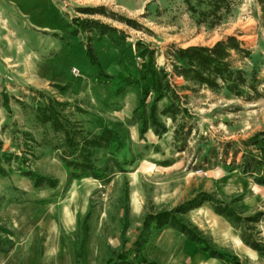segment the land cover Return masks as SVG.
Returning <instances> with one entry per match:
<instances>
[{
  "label": "rangeland",
  "instance_id": "obj_1",
  "mask_svg": "<svg viewBox=\"0 0 264 264\" xmlns=\"http://www.w3.org/2000/svg\"><path fill=\"white\" fill-rule=\"evenodd\" d=\"M66 1L58 35L0 8V264H193L175 220L264 264V0ZM220 42L232 77L181 75Z\"/></svg>",
  "mask_w": 264,
  "mask_h": 264
},
{
  "label": "trees",
  "instance_id": "obj_2",
  "mask_svg": "<svg viewBox=\"0 0 264 264\" xmlns=\"http://www.w3.org/2000/svg\"><path fill=\"white\" fill-rule=\"evenodd\" d=\"M226 46L220 42L213 49L192 47L188 50H179L176 52V57L180 61L181 70L180 73L185 78H193L202 84H208L216 86V81H227V77H232L233 72L226 62ZM96 62V61H95ZM97 64V62H96ZM240 72V71H239ZM55 125H59L56 118H54ZM66 136L69 144L72 147H76L75 141L71 138L70 134L66 130ZM261 159L256 160L254 158L247 159L240 166L243 173L251 175L255 178L256 182L260 185H264V151H260ZM206 201H211L216 206V212L219 215H224L230 220L237 222L239 219L234 216L232 210L228 205L219 203V201L211 195H205ZM166 218V215H162L158 220ZM159 224L162 221H158ZM175 227L186 235L188 240L197 243L201 250L207 253L212 258L223 259L227 264H241L240 259L235 256H229L217 249H215L198 231L196 228H192L180 220H175ZM249 243V241H246ZM252 248L260 252L264 256V248L261 249L260 243H249ZM138 258V257H137ZM126 262V261H123ZM136 264H158L156 261H149L145 257L136 260Z\"/></svg>",
  "mask_w": 264,
  "mask_h": 264
},
{
  "label": "crops",
  "instance_id": "obj_3",
  "mask_svg": "<svg viewBox=\"0 0 264 264\" xmlns=\"http://www.w3.org/2000/svg\"><path fill=\"white\" fill-rule=\"evenodd\" d=\"M6 1L7 0H0V8L3 7L4 9L7 8L9 10L11 9L12 11H15V13L20 15V20L32 25L35 28L41 29L43 31L53 30L56 34L57 31L61 30V26H63L62 8L58 6V2H63V0H10L9 2L11 3V6L9 7H7ZM87 1L95 2L98 0ZM106 1L114 2L113 0ZM141 8L137 10H140ZM58 34L60 33H57V35ZM54 45L55 46H51L49 50L56 48L55 43ZM71 46L73 47L74 45L71 43ZM64 49L67 50L66 46L65 48L62 45L58 47V50L60 51H63ZM106 51H116V49L113 47H107ZM166 230L175 236L176 239L174 244L167 248L168 251H172L174 254L179 255L181 259H188L193 264H202V262L206 260L205 252L201 250L197 243L188 240L186 235L172 228H168ZM151 244L153 245V239L150 241V245ZM154 261H156V259ZM156 262L158 263V261Z\"/></svg>",
  "mask_w": 264,
  "mask_h": 264
},
{
  "label": "built area",
  "instance_id": "obj_4",
  "mask_svg": "<svg viewBox=\"0 0 264 264\" xmlns=\"http://www.w3.org/2000/svg\"><path fill=\"white\" fill-rule=\"evenodd\" d=\"M78 72V70L77 69H74V73H77Z\"/></svg>",
  "mask_w": 264,
  "mask_h": 264
}]
</instances>
